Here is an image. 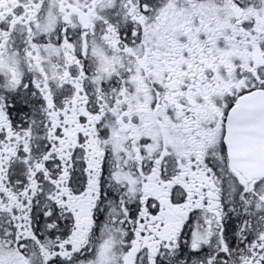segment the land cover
<instances>
[{
	"label": "snow or ice",
	"instance_id": "snow-or-ice-1",
	"mask_svg": "<svg viewBox=\"0 0 264 264\" xmlns=\"http://www.w3.org/2000/svg\"><path fill=\"white\" fill-rule=\"evenodd\" d=\"M0 264H264V0H0Z\"/></svg>",
	"mask_w": 264,
	"mask_h": 264
}]
</instances>
